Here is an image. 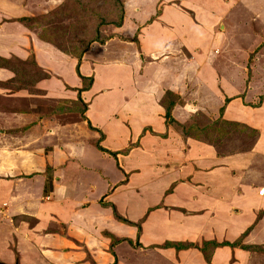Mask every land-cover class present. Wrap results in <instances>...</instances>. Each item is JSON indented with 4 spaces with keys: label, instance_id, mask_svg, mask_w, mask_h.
Returning <instances> with one entry per match:
<instances>
[{
    "label": "crops",
    "instance_id": "crops-1",
    "mask_svg": "<svg viewBox=\"0 0 264 264\" xmlns=\"http://www.w3.org/2000/svg\"><path fill=\"white\" fill-rule=\"evenodd\" d=\"M55 1L0 0V56L25 58L32 54L40 67L55 75L32 89H16L9 82L10 74L0 70V264H28L32 257L51 264L48 260L55 256L59 257L57 264H119L116 246L120 243L128 244L127 249L135 254H158L170 264H192L189 261L207 264L195 248L177 250L162 246L167 242L196 245L197 238H202L205 230L215 223L216 231L204 236V242H232L241 231L238 223L241 219L230 213L228 202L233 199L227 197L244 188L245 198L235 196L234 203L237 206L239 203L247 214L250 213L247 197H253L255 189H264V91L256 90L258 81L246 86L243 71L240 76L233 73L230 76L225 63L227 54H223L230 49L246 52L251 47L250 52L259 54L257 47L264 42V33L263 37L257 34V26L254 29L252 24L256 22L264 29V0H125V17L145 23L138 42L125 35L118 40L110 38L98 47L101 54L96 60L89 61V52L79 63L81 75L93 77L88 91L93 98L86 116L105 132L106 138L100 145L116 153V158L96 147L91 154L97 150V158L111 160L119 176L115 183L109 182L99 166L85 163L86 145L81 142L86 136L84 122L65 124L63 128L55 126L50 132L44 125L53 126L55 120L40 119L34 110L45 106L44 102L76 100L74 90L81 87L75 70L78 62L59 51H51L50 44L30 31L23 33L16 22L5 20L24 14L23 17H32L36 6L45 4L44 10ZM18 7L21 13L16 14ZM253 33L259 37L254 44L245 39ZM44 49L43 58L51 65L58 62V69L41 64L38 53ZM137 72L141 76L137 77ZM117 74L120 76L112 82L110 76ZM238 81L240 88L236 86ZM107 82L115 87L110 86L112 83L106 85ZM165 91L180 99L171 116L181 123L195 112L207 114L204 107H197V101L209 100L205 107L213 114L216 107L218 114L221 100H229L223 103V118L253 129L256 140L238 155L213 159L211 148L201 151L205 145L184 139L166 125L164 109L156 103ZM96 95L105 97V105L124 101L118 110L128 106L129 113L140 112V119L136 123L132 119L135 114H129L119 120L124 129H120L119 136L113 129L115 115H110L114 109L109 114V108L98 110L94 105ZM141 96L144 100L139 99ZM95 116L98 123L93 121ZM153 117L158 123L149 120H155ZM153 140L161 145L167 143V150L149 151L146 145ZM140 165L149 171L141 170ZM90 176L103 182L106 192L95 195V180L91 181ZM149 176L152 182L153 176L162 181L158 195L141 206L131 204L134 191L142 196L148 188L144 179ZM134 177L136 181L132 182ZM246 189H252V193ZM126 191L130 199L125 196ZM103 196L104 202L100 201ZM261 205L264 206V199H260ZM112 206L119 216L139 225L140 247L126 241L137 238L136 225L117 221ZM254 228L247 236L250 240L241 244L257 247L251 251L238 250L235 264H242L244 256L263 248L251 235L257 231ZM111 238L117 241L112 247L114 251L109 246ZM99 241L112 250L105 252L104 261L97 258ZM85 250L95 263L85 259ZM214 251L211 264H221L219 259L227 262L231 249L218 247Z\"/></svg>",
    "mask_w": 264,
    "mask_h": 264
},
{
    "label": "rangeland",
    "instance_id": "rangeland-1",
    "mask_svg": "<svg viewBox=\"0 0 264 264\" xmlns=\"http://www.w3.org/2000/svg\"><path fill=\"white\" fill-rule=\"evenodd\" d=\"M43 1L45 0H38V2L40 3ZM124 4H125V0H57L55 2L47 4L48 7L44 10L43 8L45 4L42 6H38L39 8H37L36 6L32 18H30L31 21L28 25L24 24L23 22H20V19L23 18L25 14L21 17L16 16V19L9 18L8 20H5V21L7 23L16 22V26L23 33H27L28 31L31 30L30 32H33V35L34 36L36 35L35 36L36 38L49 41V43L52 44L51 51H59L61 53L63 52L64 55L75 58L77 62H78L77 57L79 56L80 57L79 63H80V60H82V57L84 56V54L89 53V52H91L90 54L87 55V58H89V61L96 60V58L99 57L101 54L100 48L98 47H101L110 38H116L118 40L119 37L125 35V36L131 37V39L133 38L136 41V43L138 42L137 37L140 34V32L143 30V28L145 27V23L142 24V23L133 21L131 18H126L125 11H124V8H125ZM16 12H17L16 14L21 13L19 10V7L16 9ZM153 19L154 17L151 18V20ZM255 26H257L256 28L257 34L261 33V36H262L263 35L262 33H264V29H261V26H258L256 22L252 24V28L254 27L255 29ZM252 28L250 29V31H252ZM250 36H246L245 39H248L247 41L252 40L253 44L259 40L258 36L254 37V33L250 34ZM262 44L264 45V42ZM262 44H260L257 47L259 54L258 53L254 54L250 52L249 50H251L252 47L249 48V50H247L246 52H243V51L240 52V51H234V50L232 51L230 49L227 53H223V54H227V58H226L227 60L225 63H227L229 75L230 76H233V75L240 76L241 72L243 71L246 86L249 84V82L250 83L252 82L254 85V83L258 81V83H255V88L257 91H260V92L264 91V46ZM45 48L47 50L44 49L43 51L38 53L39 61L41 62V64L46 65L48 68L58 69L60 67L58 62H55V64L51 65L49 60H47L46 58H43L42 55L45 53V50L46 51L50 50V46L47 45ZM29 55L26 56L25 58H19V59L25 60L27 57H29ZM11 57H14V56H11ZM51 58H54V56H51ZM29 62L25 64V62L18 63L16 61H13L12 66L16 65V67L14 66L16 69V75L35 77L33 80L37 78L39 79V77L41 76V72L39 71V69L36 68V66L34 67L32 65V60H29ZM77 65H78V74L77 73L76 74L77 76L79 75L78 78L80 79V76L85 77V76H82L81 73L79 72L78 63ZM47 72L49 73V76L47 79L53 78L55 76L52 72H49V71ZM231 73H233V75ZM136 75L137 77L141 76L138 72L136 73ZM119 76L120 74H117L116 76H113V77L110 76V78L112 79V82H113L114 79L118 78ZM86 78L90 86L85 93L83 92L81 94V97L83 101L85 102L84 107H83V104L80 103L79 100L77 99L76 90H74V92H76V100L69 102V103L74 104V106L77 107V108L74 107L76 108L75 110L81 109V111L77 110L78 111L77 112L75 110L73 111L70 110V111L62 112V113L48 114L46 113V111L42 109V111L40 110L39 112H37L38 118L40 119L48 118V120H55L53 122V126L50 123H48V125L46 124L44 125L50 132L55 129V126L58 127V126L63 125L62 126L63 128L65 124L84 122V125L82 128L85 131V133L83 132V134H86V136L83 137V139H81L82 137H80V139L82 140L81 142H83L84 145H86L85 146L86 149L84 150L85 154L83 157L85 160V163L88 165L92 164L96 167L99 166V168H101L104 171L103 174L108 175L109 182L115 183L119 179V176L116 173L117 171L114 170L111 160L102 161V158L100 157L97 158L96 156L98 155L97 154L98 149L95 150L94 155H92L93 154L92 151L95 148V144L98 142L100 143L103 138H106V134L100 128L95 126V124H92L88 116H86V113L88 111L89 106L92 103V98H93L92 94L88 92L92 86L93 77L86 76ZM112 82H107L106 85H110V83ZM120 83L121 82L119 81L118 84ZM236 83H237L236 86L240 88V81ZM23 86L25 87L27 85L23 84ZM110 86L115 87L113 83ZM25 88L32 89L29 86ZM117 91H118V88H115L114 92H117ZM166 93L167 91L161 93L160 99L158 100V102H156L158 105L159 104L161 105V101L163 97L166 95ZM104 98L105 97H99L98 95H96V97L94 98V105L98 110H103L104 107L109 108L110 110H107L108 114L109 112H111V110L114 109V111L110 115H112L113 117L115 115L114 119H115L116 124H114L113 129L118 132V135L121 134L120 129L124 130L122 129L118 121L124 119L126 115L135 114L134 116H132V119L137 123V120L139 117L138 114H140V112L129 113L128 106H126L124 109L118 110L121 107V105L124 103V101L123 102H113L110 105H105L103 103ZM113 98H114V95L106 99L105 102L108 103ZM116 98H119V96H117ZM139 99L144 100V96H141ZM166 99L164 100L167 101ZM207 101L210 102L209 100H206L203 102H199V101L196 102V105L198 104L197 107L198 106L204 107L205 110L207 111V114L205 111L204 112L198 111V112H195L193 115H191L193 117L190 116L191 117L190 125L192 127L190 134L196 137L195 138L196 143L205 145V147H202L203 150L200 148L198 149H200L201 151H206V147L211 148V151L213 153L211 157H213V159L215 157L222 158V157H230V156L238 155L239 153H242L243 151L248 150L252 146L253 142L256 140V138L254 140L255 134L251 132L249 129H247L240 122H235V121L224 119L223 112L221 114L219 112L218 114L216 113V111H218L216 107L214 108L215 114H213L212 110H209L204 105L208 103ZM221 101H222L221 108H223V111H224V104L228 103L229 100L228 101L221 100ZM61 103H64V102H61ZM55 104L56 103L54 102L53 103L52 102L43 103V105L49 108L55 107ZM137 104H140V102L138 101ZM136 106H133V107H136ZM82 108H85L84 111L82 110ZM153 118H155V120H153L152 118H150L149 120L152 122L158 123L156 117H153ZM97 119L98 117L95 116V118L93 119L94 123H98ZM167 126L170 127L172 131L175 132V129L172 125L169 124ZM77 128H79V126ZM153 141H154L153 143L146 145L149 151H159V153H162L163 151H166L169 146L167 143L161 145V144H158L155 140ZM81 154H83V151ZM146 168L147 167L145 165H140L141 170H146L148 172L149 169H146ZM89 179L91 181L95 180L94 181V184L96 186L95 195L100 194L103 191L106 192L107 188L103 182L101 183L97 179H91V176L89 177ZM153 179H154L153 182H152V176H149L144 179L145 184L148 188L143 192L142 196L139 195L140 194L139 192L135 194V191H134L133 192L134 195H132L131 204H136L137 206H141L140 204L144 203L145 201L147 202V200H150L155 195H158L159 193L158 185L162 181L159 179H156L154 176H153ZM135 181H136V177H134L132 182H135ZM140 182H143V181H140ZM245 182L246 181H244V183ZM255 183L254 185L256 186V188H258L259 184H257L256 181ZM240 184L241 183H239V185ZM148 190L151 191V194L146 193ZM244 190H245L244 188H239V191L237 190L238 193L236 191V194L234 193L233 196L227 197V199L228 198L233 199L232 202H230V200L228 199L229 200L228 205H230V209H229L230 213L232 215H237V217L241 219L238 222L241 225L240 227L241 231L238 232L239 234L237 233L238 236H236L235 239H232V242L240 241V245H242L241 243H244L245 240L247 239L250 240L248 238L249 237L248 234L254 228V226L258 224L254 228V229H257V231H255V233L253 231L251 235L253 238L257 240L258 243L261 242V245L263 246V248H261V251L255 252L256 254L253 252H250L249 255L244 256V258H242L243 260L242 264H264V229H263L264 228V206L261 205L259 207L260 199H264V189L262 188L255 189L257 191L256 192L253 191V193H256V194H254V196L251 197L252 199L251 198L248 199L247 197V200H246L247 204L243 200V204H246V206L249 207L248 211L250 213H247V214L244 213V210L239 203H238V206L236 203H234L237 198H240V199H242L243 197L245 198L246 194H243L245 192L242 193V191ZM246 190H247L246 192L252 193V189L250 190L246 189ZM125 196L130 199V196L128 195L127 191L125 193ZM217 196L218 195L216 194V197ZM250 196H252V194ZM104 200H105L104 196L100 198V201L104 202ZM95 207L97 208V206ZM235 210H238V211H235ZM236 212L238 213L235 214ZM192 213H199V212L192 211ZM207 213L209 214V210L207 211ZM215 214L217 216V213ZM259 222L261 224H259ZM217 225L218 224L215 223V225L213 226L212 224L210 225V227L208 226L209 228L208 230H205L207 231L206 233L202 234V238H197V240L195 241L196 246L202 248L203 245L201 244L203 241H205L204 236H207L211 234L212 232H215L217 229ZM139 233H140V228L139 229L137 228V234H136L137 238L132 239V241H130L131 242L130 244H133L135 242L134 245L139 246V247L141 246V244L138 242L140 238ZM213 235H212V238L214 239L216 237L215 236L216 233H214ZM223 237L224 236H222L221 239H223ZM127 242L129 243V241ZM98 245H100L98 247L100 255L98 254L99 256L97 258L104 261V257L106 256V253L108 252L111 253L114 248V245L110 246L109 244L112 250L107 249L108 246H106V244L101 241L98 242ZM127 247H128V244L126 243H120L116 246V252L120 254L119 264H170L168 262H164L163 260L165 259L162 257H159L158 254L155 255L154 253L152 254L149 252H142L141 254H135L134 252L127 249ZM201 248L196 249V250L199 252L204 262H206L207 264H211L212 258H213L212 256H213V253L215 252L214 248H212L211 245H209L207 246V248H205L204 252L201 251ZM227 248L231 249V252H228L230 257L228 258L227 262H223L225 261L224 258H220L219 259L221 261L220 263L221 264H235L236 259H237V255H236L237 251L238 250L242 251V248L240 246H236L234 248L233 247L231 248L227 247ZM85 253H86L85 259L87 261L89 260L95 263V260L93 261L91 259L92 257L90 253H87V250H85ZM206 256H208V259L205 258ZM57 258L59 257L58 256L51 257L50 260L48 261L51 264H57L56 263V260H58ZM219 260H216V261L219 263ZM44 261L43 260L40 261L39 257H35V258L32 257L31 260L29 259L28 264H44ZM189 262H191L192 264L194 263V261H189ZM195 262L196 264H200L198 261H195ZM171 264H177V262L171 263Z\"/></svg>",
    "mask_w": 264,
    "mask_h": 264
},
{
    "label": "trees",
    "instance_id": "trees-1",
    "mask_svg": "<svg viewBox=\"0 0 264 264\" xmlns=\"http://www.w3.org/2000/svg\"><path fill=\"white\" fill-rule=\"evenodd\" d=\"M32 17H23L20 19V22H23L24 24H29ZM121 19V17H120ZM119 19V20H120ZM31 31V30H30ZM33 33V32H32ZM35 34V33H34ZM40 41L44 42V43H49V41H46V40H42V39H39ZM52 46V44H50ZM55 47V46H54ZM63 53V52H62ZM79 56L77 57L78 59V64H79ZM29 60H32V65L37 69H39V71L41 72V76L39 77V79H35L33 80L35 77H28V76H17L16 75V65L12 66V62L13 61H16L18 63H23L25 62V64H27L29 62ZM31 63V62H29ZM0 70L2 71H5V72H8L11 76V78L9 79V82L10 84H12V86L16 89H20V88H25V87H33L35 86L37 83H39L40 81L42 80H45L48 78L49 76V73L46 71V69L40 67L36 60H35V57L34 55L30 54L29 57H27L25 60H22V59H19L18 57L14 56V57H7V58H4V57H1L0 56ZM76 73L78 74V65L76 66ZM79 76V75H78ZM87 78L86 77H81L80 76V80H81V87L80 88H77L75 89L77 91V99L79 100L80 103L83 104V107L85 105V102L83 101L82 97H81V94L83 92H86L87 89L89 88L90 84L88 83V80H86ZM33 81V82H32ZM86 82V83H85ZM23 84H26L27 86H23ZM72 87H69L68 89H70ZM168 99H166V98ZM164 99H166L167 101H165ZM228 101V100H227ZM180 99L177 97V96H174L173 94H171L170 92H167L166 95L163 97L162 101H161V106L163 107L164 109V120H165V123L166 125H172L174 127V129L176 131H178L180 133V135L186 139V138H190V139H194L196 140L195 136L191 135V117H189L185 122L181 123V122H178L176 120H174L171 116V111H172V108L174 107L175 104H178L180 103ZM76 106H74V104L72 103H57L55 105V107L53 108H49L47 106H37V108H34V110H36L37 112H39L40 110L42 111V109L44 111H46V113L48 114H53V113H62V112H67V111H70V110H75L76 108H74ZM85 108H82V110L84 111ZM78 111H81V109H77ZM75 110V111H77ZM77 111V112H78ZM82 111V112H83ZM223 112V108H220V114ZM224 120V119H222ZM225 122V121H224ZM238 124V123H237ZM247 129H249L251 132H253L255 135H254V139L256 138V131H254L253 129L247 127L246 125H244ZM95 147L101 151V152H104V153H107L108 155L112 156L114 159L116 158V153L114 152H111L105 148H103L100 143H96L95 144ZM112 212H113V215H114V218L121 222V223H124V224H129V225H136L124 218H122L121 216H119L117 213H116V210L114 208V206H112ZM136 227L139 229V225H136ZM112 239V238H111ZM128 241V240H127ZM117 241L114 240V238L112 239L111 243H110V246H113ZM130 242V241H129ZM131 243V242H130ZM202 248L201 247H198L194 244H188V245H182V244H172L170 242H167L165 243L162 247H172V248H175L177 250L179 249H187V248H195V249H199L201 248V251H205V248H207V246L211 245L212 248H218V247H236V246H240L242 249H248V250H251V249H255L257 246H253V245H240V241H235V242H229V241H222V242H216V241H207V242H202ZM206 259H208V256L205 257Z\"/></svg>",
    "mask_w": 264,
    "mask_h": 264
}]
</instances>
